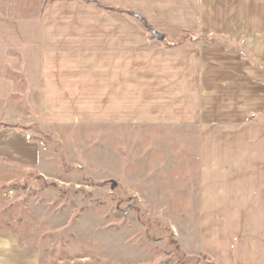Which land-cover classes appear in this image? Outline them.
<instances>
[{"label":"crops","instance_id":"0c3cea01","mask_svg":"<svg viewBox=\"0 0 264 264\" xmlns=\"http://www.w3.org/2000/svg\"><path fill=\"white\" fill-rule=\"evenodd\" d=\"M90 1L35 0L26 13L0 0V101L17 88L7 67L21 65L28 102L77 105L67 118L91 103L100 121L197 126L200 249L217 264H264V0ZM134 12L160 33L243 40L253 62L219 45L151 51ZM36 155L0 128L1 158ZM0 264H40L38 251L0 235Z\"/></svg>","mask_w":264,"mask_h":264},{"label":"rangeland","instance_id":"374dc122","mask_svg":"<svg viewBox=\"0 0 264 264\" xmlns=\"http://www.w3.org/2000/svg\"><path fill=\"white\" fill-rule=\"evenodd\" d=\"M19 1L26 13L36 6ZM134 16L151 51L219 45L253 62L243 40L160 33ZM6 72L17 88L0 101V128L26 135L37 155L31 165L0 157V235L35 247L40 264H217L199 246L197 126L100 121L91 103L67 118L77 105L28 102L21 65Z\"/></svg>","mask_w":264,"mask_h":264},{"label":"trees","instance_id":"16d2710c","mask_svg":"<svg viewBox=\"0 0 264 264\" xmlns=\"http://www.w3.org/2000/svg\"><path fill=\"white\" fill-rule=\"evenodd\" d=\"M139 18L141 19V21H142L143 23H145V22H144L145 20H144L142 17L139 16ZM145 27H146V29L148 30L149 33H151V34H155L156 36H158V38H159L160 40H163V39L165 38L164 35H162V34H158V33H155V32H153V31H151L152 29H151L150 26L145 25ZM149 30H150V31H149Z\"/></svg>","mask_w":264,"mask_h":264}]
</instances>
